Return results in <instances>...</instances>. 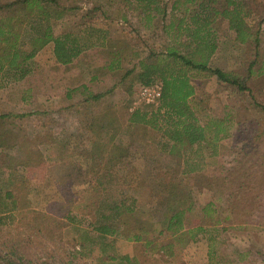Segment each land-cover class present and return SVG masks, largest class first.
<instances>
[{
    "label": "rangeland",
    "instance_id": "1",
    "mask_svg": "<svg viewBox=\"0 0 264 264\" xmlns=\"http://www.w3.org/2000/svg\"><path fill=\"white\" fill-rule=\"evenodd\" d=\"M56 1L58 7L41 4L50 10L64 8L67 19L53 21L57 32L79 33L80 43L89 44L85 51L93 52L62 65L48 41L28 60L26 67L33 68L29 77L16 79L5 66L0 70V115L8 114L0 117V208H6L0 213L6 214L0 222V264H124L123 255L133 264H264V73H248L252 45L237 43L226 21L216 18L217 47L209 65L237 74L248 90L206 72L193 77L189 102L199 122L211 123L216 117L227 130L207 145L169 152L161 130L129 122L133 111L155 107L136 99L142 85L139 65L121 77L169 41L161 19L146 24L140 11L125 13L123 0ZM165 1L164 24L186 14L183 5L172 8L174 0ZM247 7V21L259 30L262 49L264 0H248ZM86 8L93 10L88 13ZM36 10L33 6L13 12L15 29L21 32L20 20ZM10 12L0 11V23ZM101 41L108 51L121 50L122 67L108 76L102 72V84L89 83L88 77L98 71V59L107 57L94 50ZM85 80L95 91L113 86L94 98L81 87L73 89ZM206 135L213 140L212 132ZM25 152L35 157L27 166L20 162ZM192 166L193 171H186ZM169 188L192 200V222L204 225L200 208L207 202L221 222L205 225L194 239L184 233H158ZM119 200L134 207L126 215L129 221L149 222L153 244L146 247L112 235L107 239L113 246L103 250L98 237L84 232L93 205L107 208ZM33 210L44 214L34 215ZM67 211L75 217L72 224L66 223ZM168 241L172 255L159 249Z\"/></svg>",
    "mask_w": 264,
    "mask_h": 264
},
{
    "label": "trees",
    "instance_id": "2",
    "mask_svg": "<svg viewBox=\"0 0 264 264\" xmlns=\"http://www.w3.org/2000/svg\"><path fill=\"white\" fill-rule=\"evenodd\" d=\"M123 1L126 6L125 13L130 10L140 11L144 14L146 24L155 17L161 19L163 30L169 39L160 51L151 50L144 59H140L121 76L124 78L133 71L136 65H139L140 71L137 73V78L142 85L150 84L155 80L161 82L158 104L152 110L145 107L133 111L129 116V122L131 124L141 123L161 130L169 152L179 151L184 146L207 145L210 141H216L221 132L225 135L227 126H222V120L215 117L212 118L211 123L207 122L202 125L199 122L196 108L189 102L194 94L191 80L206 72L214 74L221 81L235 85L239 90H248L244 79L237 74L209 65V59L217 47L216 29L213 26L217 17L226 21L228 29L234 32V40L237 43L249 42L252 45L253 57L248 64L249 75L264 73V48L261 49L260 46L259 30L254 29L247 21L251 14L250 8L247 7L248 0H174L172 8L178 7L179 4L183 5L186 14L172 17L166 24L163 23L167 8L165 0ZM41 3H52L58 7L56 0H11L0 3V11L12 10L6 13L7 20L0 23V44L3 45L0 53V70L5 66L7 70L13 72V75L16 73L14 76L16 79L23 77L29 71V67H26L28 60L48 41L53 43V54L60 64L72 62L89 46V44L80 43L77 32L72 30L57 32L53 21L67 19L66 15H63V7L50 10ZM186 4L190 5V9ZM33 6H36L37 10L28 13L20 20L23 23L21 32H19L15 29L14 19L17 18L13 12ZM68 8L73 10L78 6ZM86 10L91 13L93 9L86 8ZM122 18L124 19L125 16ZM181 36H184L183 40ZM255 65L256 68L252 69ZM101 95L104 93L90 94L94 98ZM5 116L8 114L0 115L1 118ZM208 132H212L213 140L207 137ZM29 156V153L25 152L20 162L27 166L30 160L35 159ZM38 156L40 157L39 154ZM42 162L34 161V164ZM193 168L192 166L186 171H193ZM177 195V191L171 188L167 190L163 218L156 226L158 233L164 232L168 237L176 233H184L194 239L198 232L204 231L205 225H215L221 222L213 216L215 209L211 202H207L200 208L204 225L200 222H192L189 218L193 209L192 200L189 197H185L184 200ZM93 206L94 214L87 224L88 229L84 232L93 233L94 238L98 237L97 240L103 250L106 246H113V241L107 239L112 235H119L134 242H143L146 247L153 244L152 238L148 237L152 229L147 226L149 222L140 223L137 220L131 222L129 216H126L133 213L134 207L131 203L127 204L119 200L117 203L108 205L107 208L101 203ZM5 209L0 208V213L6 211ZM30 213L44 214L37 210L30 211ZM5 215H0V222ZM64 216L67 219L66 223L72 224L75 219L70 211H67ZM171 248L172 242L169 241L159 247L163 253L168 255H172ZM109 258L115 259L114 256ZM120 259L124 264H133L126 255L120 256Z\"/></svg>",
    "mask_w": 264,
    "mask_h": 264
},
{
    "label": "crops",
    "instance_id": "3",
    "mask_svg": "<svg viewBox=\"0 0 264 264\" xmlns=\"http://www.w3.org/2000/svg\"><path fill=\"white\" fill-rule=\"evenodd\" d=\"M103 45H104V42L101 41L100 45L96 46L94 50H96L97 52L99 51L98 53H100V52L104 53L105 56L107 55V57L106 58H103V59H98V65H97L98 66V71L101 70V72H98L97 71L96 73L91 74L88 77V79H87V80H90L89 83L91 81L95 80L96 82H99L100 84H102L103 83V79L101 78L102 76H100V75H103L104 74L105 76H108V73L119 71V69H121V67H122L121 50L119 48H115L113 51L110 50V49L108 51L106 49V46H103ZM89 52L92 53L93 51H91V49H88L86 51L84 50L78 57L74 58V60L72 62H70V64L77 62L80 58H83V59L87 58L88 55L90 54ZM35 56H36V53L32 57L31 60H34L35 59ZM62 65H64V64H62ZM32 69L33 68L30 66L29 67V71L23 77L17 78V79L22 80V79H25V78L29 77V73L31 71H33ZM76 72L78 73V71H76ZM102 72H103V74H102ZM48 79H50V77H48ZM74 87L75 88H73V89L75 91L78 89V87H81L82 91H84V90H86L87 92L90 91L89 92L90 94H96V93H104L105 94L111 88V87H109V88L107 87V88H105L106 90L103 89L104 91H100V90L95 91V90H92L91 88H89L88 81H86V80L85 81H79L77 83V85H75ZM26 90L27 91H29V90L31 91L32 89L29 88V87H27ZM49 96H50V93L47 92L46 97H44V101L46 99V101L49 102L50 101V99L48 98ZM66 97H68V96L66 95ZM48 102H46V103H48ZM46 106H47V108H50L51 107V104H48ZM43 108H45V107H43Z\"/></svg>",
    "mask_w": 264,
    "mask_h": 264
},
{
    "label": "built area",
    "instance_id": "4",
    "mask_svg": "<svg viewBox=\"0 0 264 264\" xmlns=\"http://www.w3.org/2000/svg\"><path fill=\"white\" fill-rule=\"evenodd\" d=\"M161 93V82L155 80L150 84L141 85L137 90L136 99L141 104L156 106ZM137 108V107H136Z\"/></svg>",
    "mask_w": 264,
    "mask_h": 264
}]
</instances>
